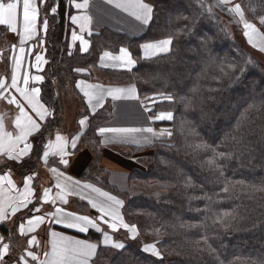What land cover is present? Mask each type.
<instances>
[{
	"label": "trees",
	"instance_id": "1",
	"mask_svg": "<svg viewBox=\"0 0 264 264\" xmlns=\"http://www.w3.org/2000/svg\"><path fill=\"white\" fill-rule=\"evenodd\" d=\"M145 1L153 13L141 36L103 27L90 37L88 52L71 54L73 6L69 0L40 2L41 17L48 20L50 58L41 98L51 114L34 136V156L42 155L48 134L61 126L65 94L82 74L97 69L116 84L134 85L140 96L152 97L153 114L171 113L172 119L160 122L171 130L168 139L128 153L137 156L130 179L144 189L161 182L166 190L131 194L110 185L98 129L112 107L90 115L82 145L96 150V162L80 172V179L99 182L118 195L125 222L139 233L116 250L101 244L103 231L90 229L87 238L99 244L93 264H264V63L225 25L211 0ZM240 3L260 24L264 0ZM53 6H58L56 14ZM6 35L0 25V52ZM163 38L172 39L170 51L141 56L143 42ZM122 47L136 59L134 68L100 67L105 51ZM81 68L87 72L77 71ZM78 101L77 116L89 115L81 95ZM80 206L83 213H95L88 203ZM149 244L160 256L143 250Z\"/></svg>",
	"mask_w": 264,
	"mask_h": 264
},
{
	"label": "snow or ice",
	"instance_id": "2",
	"mask_svg": "<svg viewBox=\"0 0 264 264\" xmlns=\"http://www.w3.org/2000/svg\"><path fill=\"white\" fill-rule=\"evenodd\" d=\"M41 3L45 0H40ZM108 4L113 5L115 8L127 12L133 16L136 20L141 21L143 24H148L152 18L153 8L150 4L145 3L144 0H106ZM232 4V0H218V5ZM21 0H0V25L6 26L12 33L19 36V52L20 55H15V45H12L13 50V68L11 74V82H7L6 77H0V99H6L8 104L15 105L19 109L18 115L15 117L14 125L15 132H9L4 125L3 116H0V156H6L8 160L19 161L23 157L27 156L33 150V144L29 142V137L38 133L41 128V124L37 120L33 119L29 115L26 108H30L32 112L36 114L40 121H43L51 113L39 100L40 88L29 87L30 80L34 82H43V77L40 75L29 76L27 73L23 75V86L20 84L19 70L21 68V61L24 59L26 41L35 38L37 34V20H38V5L36 0H22V30L19 29ZM89 7V0H83L82 3H75V8L80 10H87ZM58 6L51 7L52 14L57 13ZM211 11V7L208 9ZM227 11L230 14H234L239 17V22L243 24L245 29L244 35L248 38V42L257 46L256 40L261 43L260 50L264 51V33H261L255 24L249 22L245 18L243 8L239 3L228 7ZM255 11V9H252ZM259 22L264 25V16H260ZM73 24H78L80 32L83 33L86 30L91 34L89 25L92 22L90 15H73L71 16ZM48 28V20L43 21V29L46 32ZM72 40L80 41L81 50L88 51L89 42L84 39L83 35H78L75 31L72 32ZM172 43V39L158 41L156 43H144L140 47L143 50V57L149 58L158 54L159 52H168L169 46ZM3 53L0 52V56ZM101 63L104 64L106 60L118 62V66L131 69L136 64V60L133 59L132 53L128 48L122 47L119 50V55H113L110 52L105 51L100 57ZM47 63L42 55H36V67L39 70L41 64ZM106 66V65H105ZM113 66H117L114 64ZM77 71H86L84 69H77ZM84 82H78L77 88L83 92L87 98L88 107L95 113L98 107L103 106V102L106 96H110L113 100L121 98H132L135 95V87L128 89L125 88H107L105 89L99 84H88L82 87ZM9 90H15L19 94L21 99H17L15 95H12ZM5 93H8L5 96ZM171 100L172 97H166ZM157 119H172L171 113H161L156 117ZM81 132L77 133L69 141L66 137L57 133L55 140H49L43 145V155L40 157L44 164L47 166L49 163V157H59V164L67 167L70 163L68 159L72 155L68 151L69 146L72 149L77 147V142L80 136L83 134V129L86 128L88 123V117L84 116L79 120ZM146 131L153 132V129H128V128H105L98 129V133L104 136L107 133L123 134ZM161 135L163 134L160 133ZM170 135V133H169ZM117 136L106 138L101 143H108L117 139ZM147 139V138H145ZM21 145H23L21 147ZM50 171L56 178L55 187L59 191L56 196L50 197V188L43 190L42 196H36V200L42 203L51 202L53 205L56 200H60L66 204L68 201L66 197L70 194V189L66 183L61 182V178L64 177V173L60 172L58 168H50ZM65 180H71V177H64ZM35 179V174L27 175L23 179V190H20L16 183L11 178L10 170L5 175H0V221H4L11 216H15L21 209H27L30 204L33 203V196L35 195V189L32 187V181ZM79 184V181L75 182ZM85 188L92 189L93 192L99 193L100 196L105 198L103 202H96L89 200V203L95 208L100 216L93 219L87 215H78L74 212L65 211L62 207H56L54 211L37 215L41 212L40 207L29 209L32 213L30 218L26 220V223L19 224L20 235L26 236L30 232L36 231L40 225L48 221L51 217L52 221L57 224H62L65 228L76 229L78 232L85 233L90 228L95 229L97 232H102L101 227L97 221L107 224L113 232L118 231L119 228L126 229L131 233V238L137 237L138 230L135 225H129L124 222L123 217L117 211V208L123 205V201L118 200L115 196L110 195L107 192H102L99 188H95L90 184H85ZM107 218V219H106ZM50 240L48 241L50 247L43 252V259L32 250L33 245H38L37 237L32 236L28 239V248L25 249V254L19 256L15 261V264H30L36 262V264H90L92 257L96 255L98 245L96 243H90L85 240L75 239L72 236H66L61 233L52 231L49 233ZM5 238L0 236V264H5V257L10 254V244L4 242ZM103 244H111L117 249L124 248V244L121 242H114L112 236L108 232H103ZM145 252H151L155 256H160L159 251L154 244L145 245ZM30 258V260H29Z\"/></svg>",
	"mask_w": 264,
	"mask_h": 264
},
{
	"label": "crops",
	"instance_id": "3",
	"mask_svg": "<svg viewBox=\"0 0 264 264\" xmlns=\"http://www.w3.org/2000/svg\"><path fill=\"white\" fill-rule=\"evenodd\" d=\"M69 1H70V4L73 6V13L71 14V16L87 14L92 17V22L89 25L91 34H89L87 30L81 33L79 23L73 24L71 21V16L69 17L70 22L73 26L69 34V42H68V49H69L70 54L75 52L76 50L84 53V51L81 50L80 41L72 40L73 31H75L78 35H83L84 39L89 42V47H88V51H89V49L91 48L90 37L93 34L100 32V30L103 27H110L116 31L127 33L128 35L132 37H139L146 31L148 24H149V23L143 24L141 21L136 20L133 16L129 15L127 12L117 9L111 4H108L106 0H89V7L87 10H83V9L78 10L75 8V3H82L83 0H69ZM36 2L38 5V11H39L38 20H37V34L35 38L26 41L24 45V48H25V52L23 54L24 59L21 61V68L19 70V74L21 77L20 79L21 86H23V75L25 73H27L30 77L35 76V75L42 76L44 78L43 82L38 83V82H34L30 80V83H29L30 88L39 87L40 90L42 91V85L46 78L45 73L47 70V66L50 63V58L48 56V45L46 42L47 34L43 29L40 0H36ZM144 2L147 3L145 0ZM19 12H20V21H21L19 25V29L22 30V0H21V7L19 9ZM104 15L108 16L104 19L107 21V23L101 24L99 23L100 20L98 19L99 17H103ZM119 15L122 18H120ZM62 20L61 18L59 19V24H61L64 21ZM165 39H168V38H163V39L155 40V41H147V42H143L142 44L156 43L158 41L165 40ZM6 40L8 43H6L4 48L1 50L3 55L0 56V77H6L7 82L10 83L12 68H13L12 45L16 46L15 55L19 56L20 55L19 36L15 33H12L7 28ZM171 46H172V43L169 46V49H171ZM107 52H110L113 55H119V51L117 52L107 51ZM164 53H167V52H159L158 54L151 56V57H155L157 55L164 54ZM38 54L42 55L44 59L47 61V63L41 64L39 70L36 67V55ZM141 56L143 57L142 48H141ZM133 59L136 60L134 57ZM114 64L115 62L108 61V60H106L104 64L101 63V60L99 62V65L102 68H110V69L118 70V71L129 70L128 68H123V67L121 68L112 67L111 65H114ZM135 66L136 64L132 66L131 69L134 68ZM81 72L86 73L87 71H81ZM81 81L84 82L82 84V87L88 84H99V85H102L105 89L107 88L128 89L134 86V85L116 84L111 80V78L108 75L104 74L103 72L97 69H93L92 75L86 76V74H82V76L78 79L77 83ZM77 83H76V86L74 87L75 89H70L69 92L65 94L66 99L64 102V108L69 105L68 103H70V100L72 99L78 100V95H81L83 97L87 105V110L89 111V115H87L88 123H87L86 128L83 129V134H84L89 125L90 115L94 113L88 107L87 98L84 96L83 92L80 90V88H77ZM9 91L11 92L12 95H15L18 100L21 99L19 97V94L16 93L15 90H9ZM41 91H40L39 100L42 104L45 105V107L50 112L49 107L42 101ZM7 95L8 93H5V96ZM70 96H73V98L70 99L69 98ZM151 102H152L151 96H147V97L140 96V94L138 93L135 87V95L132 98H121V99L113 100L110 96H106L103 102V106L98 107L95 111L96 113L97 111L106 107L108 104H110L112 107L111 117L108 120L102 122L99 128L101 127L128 128V129H141V130L147 129V128L153 129L152 133H149L146 131H140V132L123 133V134L107 133L104 136L100 135L101 141L105 140L106 138H111L113 136L118 137L117 139L112 140L111 142L102 143L103 145L102 161L104 163V167L109 172L110 185L116 187L120 191L133 194L134 189L132 185L129 184L128 182L129 171L133 169L135 161H136V156L130 157V155L128 154L130 153L132 148L133 147H143V146L152 144L154 142L164 141L168 139L171 135V130L169 129V126L160 124V122L169 121L170 119H157L156 117L164 112L153 114L151 112V108H152L151 104L153 102L152 103ZM129 108H133L134 114H136V117L134 119L125 120L123 119V116L127 114V110ZM26 111H28L29 115H31L33 119L37 120V122L41 124V128H40V131H41L49 115L43 121H40L39 118L36 116V114L32 112L30 108H26ZM78 111H79V108H77L75 112V115H76L74 117L75 127H72L69 119L67 121L66 119H64L61 126L58 129H56L51 134H48L46 138V143L49 140L54 141L57 133L66 137L69 141L77 133H80L82 130L78 129L79 126L76 127V123L77 121L79 122V120L82 119L81 118L82 116H79V117L77 116ZM18 113H19V109L15 105L8 104L6 99H0V116H3L4 125L7 131L9 132L16 131L14 121ZM162 132L163 134L161 135L160 133ZM38 133H35L34 135L29 137V142L33 144V150L27 156L23 157L21 160L19 161L8 160L6 156H0V175H5L10 170L11 178L13 179V181L16 183L17 187L20 190H23L24 177L27 175L35 174V179L32 181V187L35 189V195L33 196V203L30 204L27 209H21V211L18 212L15 216H11L10 218L4 221H0V236H3L5 238L4 240L5 243L10 244V254L5 257V264H15V261L19 258V256L25 254V249L29 247L27 244V241L28 239H31L32 236H36L37 241H38V245L31 246L32 250L35 251L40 256L41 259H43L44 258L43 252L45 250H48L50 247L48 241L50 240L49 233L52 231L61 233L66 236H72L75 239L85 240L90 243H96L95 241L89 240L87 238L88 236L87 234L89 233V230L91 229V230L96 231L95 229L90 228L87 232L81 233V232H78L76 229L65 228L62 224L51 222L52 221L51 217H49L48 221H46L44 224L40 225L39 228L36 229V231L30 232L26 236L20 235L19 230H18L19 224L22 222L26 223V220L30 218L32 213L29 211V209L33 208V206L41 208V212L36 213L37 215H41V214L54 211L56 207H62L65 211L74 212V213H77L78 215H87L93 219H96L97 217L100 216V213L91 206V204L89 203V200H93L96 202H103L105 201V198L100 196L99 193L93 192L92 189L85 188L84 187L85 184H90L95 188H99L102 192H107L110 195L115 196L118 200L122 201V199L118 195L110 191L108 188L98 184L99 182L97 183L96 181H93V180L80 179V167L82 165L81 158L83 155L82 153L85 152L86 150L90 151V148L84 147L82 145L83 134L80 136L77 142V147L75 149H72L69 146L68 151L71 152L72 155L68 157V159L70 160L69 165L65 167L59 164L58 156L49 157V163L47 166L44 164L43 160L40 158L42 157L43 153L39 158H36L34 156V150H35L34 136ZM22 146L23 145H21V147ZM111 154L116 155L117 158H113ZM128 161H132L134 162V164L132 162L128 163ZM116 164L122 166L123 168L127 167L128 171L125 169L126 173L124 175L125 178L123 180V183L118 181L119 177L117 175L119 173H116V174L114 173L115 171L113 167H116L115 166ZM128 166H133V167L128 169L129 168ZM54 167L58 168L60 172H63L64 177H71V180H65L64 177L61 178V182L66 183L70 189V194L66 197L68 201L66 204L62 203L58 199L56 200L54 205L51 202L42 203L36 200V196L43 195V190L45 188L51 189L50 197H53V198L56 196L57 192L59 191L55 187L56 178L53 175V173L50 171V168H54ZM76 181H79V184H76L75 183ZM84 202L88 203L90 207L92 208V210L93 209L95 210L94 214L83 213L80 210V208H82V206L80 205H82ZM117 211L123 217L122 206L118 207ZM97 222L103 232H108V234L112 236L114 242H121L124 244L126 241L131 239V235H117L119 234L118 232H122L120 231L122 228H119L118 231L113 232L110 228H108L107 224H104L100 221H97ZM104 225H105V228H104ZM115 233L117 234L115 235ZM101 244L103 246L112 247L113 249L119 250L113 247L111 244L104 245L103 235H102ZM97 245H98L97 247V251H98L99 244ZM97 251H96V254H97ZM95 256L92 257L90 264H93ZM30 264H36V262L30 261Z\"/></svg>",
	"mask_w": 264,
	"mask_h": 264
},
{
	"label": "rangeland",
	"instance_id": "4",
	"mask_svg": "<svg viewBox=\"0 0 264 264\" xmlns=\"http://www.w3.org/2000/svg\"><path fill=\"white\" fill-rule=\"evenodd\" d=\"M211 2L215 6V8L221 13V15L223 16L224 21H225V25L234 33L235 36H237L238 40L241 43L246 44V46L248 47V49L250 50V52L252 53V55L255 58H257L258 60H260L262 63H264V51H261L260 50V47L262 46L261 43H260V41L257 39L256 40L257 46L256 47H253V45L248 42V38L244 35L245 29L243 28V24L239 22V17H236L234 14H230L227 11L228 7H231L232 5H234L236 3H239L241 5L240 0H232V4H229V5H218V0H211ZM106 17H108V16L104 15L103 17H99V19H98V20H100L99 23L106 24L107 21L104 20ZM119 17L122 18L120 15H119ZM245 18L249 22L255 24L256 27L259 29V31L261 33H264V28L261 27V24H259L258 22L254 21L252 19H249L246 14H245ZM44 20L45 19H42V23H43ZM115 64H117V66H113V65H111V66L112 67H115V68H121L120 66H118V62H115ZM69 98L71 99V98H73V96H70ZM68 104L69 105L64 108V114H63V116H64V119H66V121L69 119V121L71 122L72 127H75L74 117L76 116L75 115V112H76L77 108H79V101L77 99L76 100L72 99V100H70V103H68ZM84 116H87V115H84ZM84 116H82L81 118H83ZM135 117H136V114H134L133 108H129L127 110V114H125L123 116V119L129 120V119H134ZM78 126H79L78 129L80 130L81 127H80V125H79V123L77 121L76 127H78ZM82 154L83 155H82V158L81 159H82V162L83 163L81 162L82 165L80 167V172L84 171L89 165H92V164H94L96 162V159H95V157H96V150L95 151L92 150V149H90V151L89 150H86ZM111 156L113 158H117L116 155H112L111 154ZM138 156L141 157L140 155H138ZM131 162L132 161H128V163H131ZM132 163L134 164V162H132ZM102 165L104 166L103 161H102ZM115 166L118 167V168L113 167V169L115 171L114 173L115 174L116 173H119L117 175L119 177V180L118 181L123 183V180L125 178L124 175L126 173L125 169L127 170V167L126 168H123L122 166H120L118 164H116ZM135 166H137V164H135L134 167ZM128 167H129L128 169H130L133 166H128ZM119 169H120V171H119ZM132 172H133V169H131L129 171L128 182H129V184L132 185V187L134 189L133 190V194H137V193L142 192V191H144L146 193H155V194H157V193L164 192V190H166V189H164V185L165 184H163L161 182H155L153 184L151 183V184H149V186H145V189H144L143 188L144 186L139 185V183H137V182L131 181L130 177L133 176L132 175ZM120 231H122V232H124V233H126L128 235H131V233H129L124 228H122ZM145 243L147 244V241L146 240H145ZM149 253L151 254V252H149Z\"/></svg>",
	"mask_w": 264,
	"mask_h": 264
}]
</instances>
